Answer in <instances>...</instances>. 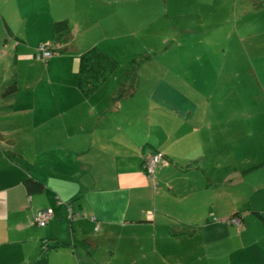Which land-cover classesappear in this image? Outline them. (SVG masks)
Masks as SVG:
<instances>
[{
  "label": "crops",
  "instance_id": "0c3cea01",
  "mask_svg": "<svg viewBox=\"0 0 264 264\" xmlns=\"http://www.w3.org/2000/svg\"><path fill=\"white\" fill-rule=\"evenodd\" d=\"M59 20H66L68 29L57 33ZM0 22L11 37L0 50L6 60H26L30 69L39 45L48 44L54 53L40 64L39 81L28 90L31 98L1 97L4 114L45 127L42 140L48 137L52 145H35L32 155L28 141L21 148L10 145L11 139L0 140V264H51L50 256L63 246L40 263L42 241L67 237L63 224H69L75 242L78 229L89 228V234L115 221L124 226L145 222L144 193L147 199L159 194L142 167L143 156L151 151H162L171 161L159 173L167 175L170 185L181 177L190 187L187 196L199 194L200 213L208 216L205 228L217 226L210 219L222 212V204H215L217 211L209 209L204 196L212 194L217 202L223 197L222 182L237 185L247 165L256 167L250 178L262 184V193L249 187L246 199L254 203L262 197L264 202V164L257 166L264 160L257 140L264 137V125L254 112L257 104L264 106V0H0ZM166 30L170 41L184 33L185 54L178 53L183 76L170 68L147 90L136 64L124 76H116L122 69L115 70L89 95L77 87L82 52L96 46L124 64L138 63L141 55L156 57L160 49L136 52L137 35L143 43L153 42ZM233 42L239 49L235 58L247 65H238L232 56ZM172 51L169 55L176 57ZM257 53L262 60L252 58ZM15 85L14 92L20 89ZM244 103L246 111L240 107ZM0 132L4 138L11 134ZM28 177L41 181L44 190L29 193ZM209 185L213 190L208 193ZM171 187L166 196L180 201L177 186ZM257 206L264 212L259 205L252 209ZM44 208H51L53 216L38 226L34 214ZM69 209L76 218L69 217ZM151 217L146 221L155 227L156 216ZM232 217L243 220L238 211ZM238 234L250 235L246 226ZM256 238L249 245V264H264L263 231Z\"/></svg>",
  "mask_w": 264,
  "mask_h": 264
},
{
  "label": "rangeland",
  "instance_id": "374dc122",
  "mask_svg": "<svg viewBox=\"0 0 264 264\" xmlns=\"http://www.w3.org/2000/svg\"><path fill=\"white\" fill-rule=\"evenodd\" d=\"M150 1H153V3L159 2V0ZM206 14L204 15L206 16ZM192 18L191 20L195 21L193 16ZM168 33L169 31L166 30L159 38L157 37L158 41H145L144 43L143 40L139 41L141 37V33H139L137 35L138 44L142 43L140 47L138 44L134 46L136 52L144 54L149 48L152 50L158 48L160 49L159 51H154V54L157 56L141 55L138 63L130 62L124 64L122 60L118 61L116 70L120 71L122 69V71L116 74V76H124L128 69L137 64L139 71L142 72L144 89L147 90H149V86L152 87L157 78L162 77L170 68L177 75L183 76L182 55L185 54V43L180 41L183 40L182 35L184 33L177 34L172 41L169 40ZM142 35L146 36V31L142 32ZM10 38L6 27L0 22V50L6 49V47L4 48L5 43L9 44V41L6 42V40ZM199 40L196 42L200 43ZM11 41H14L13 37ZM143 45L145 46L142 51ZM230 46H232V56L235 58L239 53V49L234 42ZM172 50L176 51V57L173 54L169 55L173 52ZM178 53L182 55L178 56ZM252 58L258 61L262 60L260 53H257ZM235 60H237L238 65H247L240 57H236ZM27 62L21 59L19 64H16L14 59L6 60L3 57V53H0V86H5L3 91L7 86L12 84H19L20 86V89L17 90L18 93L16 91L3 95V91L0 90V107L4 102L1 97H15L16 94H18L21 100L32 97V91L28 92L29 87L32 89L39 81L40 74L43 71L40 64L44 63L34 59L31 61L30 69H28L29 65ZM5 80L6 83H4ZM255 90L259 95L263 93L258 87ZM37 96L39 97V92ZM240 107L246 111L248 104H241ZM254 112L257 122L264 125V106H262V103L257 104ZM14 117L8 116L0 110L1 130L6 129L11 131V134L9 132L6 134L4 142L11 139L10 145L15 142L23 148L25 146L24 142L28 141L30 146L29 152L32 155L36 153L33 149L35 145H44V147L52 145V141L47 139L48 137H46V141L42 140L45 139L44 134H47L45 127H41L40 125L32 127L31 124L27 125L23 118L16 120ZM33 132L35 133L33 134ZM257 140H261V147H264V137L262 136ZM26 157L30 159L29 155H26ZM52 157H54L52 154L44 155V158ZM246 160L249 161L248 159ZM246 164L247 162H245L244 166ZM253 165H247L243 169L245 170L243 175L246 177L239 180L238 184L236 183L237 185L232 184L233 187L223 179L224 181L221 184L223 191L221 194L223 197L217 198V202H215L216 199L214 197L211 199V196H214L212 194L204 196L208 197L205 207L210 206L209 209L213 206L217 211L218 207L215 204H222V212H215L211 216L210 220H212L214 225H217L213 228H205L208 216L201 215L200 213L199 194L195 192L194 195L187 196L185 192L190 187L184 179L178 177L170 185L167 175L160 176V171H158L156 177L159 183V188L157 189L159 190V194L156 197L149 196L147 199L145 192L140 204V206L143 205L144 217H142V220L145 222H138L137 224L129 223L124 226L115 221V224H109L101 228L100 231L97 230L89 234L86 233L90 230L89 228L78 229L79 231L75 233L78 239L75 242L71 241L72 234L69 224L68 226L63 224L62 228L66 230L65 236L67 237L64 238L62 235L61 240H67L66 242H69L70 246H63L58 251H55L50 256L51 264L56 262L58 264H249V261L252 259L250 255L252 250L249 245L257 240L256 237L260 231L264 233L263 222L254 213L259 212L264 217V212L261 209H257L258 206L252 209L256 205L264 208L263 198L257 197L254 203H248L246 199L249 187L253 189V192L259 191L262 193V184L254 183L250 178V174H252L251 170H253L251 167ZM226 172L227 170L223 169L222 174L226 175ZM171 186H177L175 193L179 195L180 201H173L166 196V192H173ZM195 188L196 186H192L191 190ZM197 189L200 190V186H197ZM212 190L213 187L209 185L208 193ZM236 210L243 220L232 217V214L237 212ZM153 215L156 216L155 227H152L151 225L153 224L146 221L147 219H152L151 216ZM129 216L131 215L127 214L126 220L130 219ZM245 226L248 228L250 235L240 238L238 232ZM181 230L184 233H179ZM81 231L85 235L81 234ZM85 237L96 239L97 245H83L82 239Z\"/></svg>",
  "mask_w": 264,
  "mask_h": 264
},
{
  "label": "trees",
  "instance_id": "16d2710c",
  "mask_svg": "<svg viewBox=\"0 0 264 264\" xmlns=\"http://www.w3.org/2000/svg\"><path fill=\"white\" fill-rule=\"evenodd\" d=\"M54 29H55V32L57 33L68 29L67 21L66 20L56 21L54 24ZM69 48L73 50L75 49L74 46L69 47ZM66 49L67 47L64 48V50ZM53 54L54 53H52L51 57L53 56ZM50 58L46 60H40V61L47 62ZM117 67H118V61L116 59L104 53L100 48L93 46L87 49L86 51L82 52L79 56V65H78V71H77V87L84 95H89L95 90H97L99 86L103 82H105L108 79V77L117 69ZM15 90H16V85L12 84L6 88V90L4 91V94L12 93ZM2 139L4 140V135L0 132V140ZM157 155H159L160 158L154 164L152 170H150L148 168V163L150 160L153 159V157ZM170 163L171 161L162 151H151L147 155L143 156V162H142L143 171L148 176V178L153 182V187L155 189L159 187V183L156 177L157 172L160 171V169H162L163 167L169 166ZM262 164H264V160L261 161L257 166H260ZM252 168H256V167H252ZM25 186L27 187L29 193H41L44 190V184L39 180L33 179L32 177H28L26 179ZM47 209H51V208L39 209L35 212V214L38 211H43ZM69 213L71 215V216L69 215L70 218H76V216L78 215V214H75L70 209H69ZM254 213L256 216L261 218L263 225H264V217L261 216L259 212H254ZM179 233H184V231L181 230ZM83 242L85 245H91V246L97 245V241L94 240L93 238H84ZM65 245H68V243L58 239L57 237H54L48 240H43L38 261L40 263H45L47 260L48 253L51 250H54L56 248H59Z\"/></svg>",
  "mask_w": 264,
  "mask_h": 264
},
{
  "label": "built area",
  "instance_id": "2783aa9c",
  "mask_svg": "<svg viewBox=\"0 0 264 264\" xmlns=\"http://www.w3.org/2000/svg\"><path fill=\"white\" fill-rule=\"evenodd\" d=\"M52 53L53 52L48 44H41L38 46L34 54V58L37 60H46L51 57ZM159 158L160 156L157 155L153 157L152 160L149 161L148 168L150 170H152L154 164L159 160ZM52 215L53 212L51 209L38 211L36 214H34V222L39 226H44L52 218Z\"/></svg>",
  "mask_w": 264,
  "mask_h": 264
}]
</instances>
